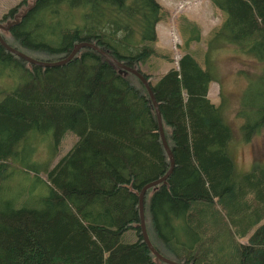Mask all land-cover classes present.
Wrapping results in <instances>:
<instances>
[{
    "label": "trees",
    "instance_id": "1",
    "mask_svg": "<svg viewBox=\"0 0 264 264\" xmlns=\"http://www.w3.org/2000/svg\"><path fill=\"white\" fill-rule=\"evenodd\" d=\"M208 1L224 18L201 60L185 52L153 82L138 65L155 52L164 13L155 0H30L0 37L41 61L89 42L141 73L173 159L166 179L143 194L150 244L181 264H264V162L238 174L224 118L234 92L239 141L248 144L264 129V0ZM220 46L254 67L234 71L215 105L207 91L211 82L222 86ZM0 76L11 80L0 90V264H167L155 259L139 227L138 192L169 165L141 80L87 47L44 68L0 45ZM32 132L50 134L52 155L66 132L76 139L52 166L31 171L44 193L26 197L21 188L6 196L14 189L7 185L12 165L34 169Z\"/></svg>",
    "mask_w": 264,
    "mask_h": 264
},
{
    "label": "rangeland",
    "instance_id": "2",
    "mask_svg": "<svg viewBox=\"0 0 264 264\" xmlns=\"http://www.w3.org/2000/svg\"><path fill=\"white\" fill-rule=\"evenodd\" d=\"M155 1L160 5L164 12L162 18L155 24L156 38L151 45L155 52L145 63L138 65L142 72L152 76L150 77L152 82L168 69L175 68L179 57L185 52L193 50L196 55L193 53L192 55L201 60V55L203 56L207 49V47H205V40L210 36L213 29L218 27L224 18V14L221 10L212 6L208 0ZM29 3L30 0H0V21L2 15L12 7H19L18 9L21 13ZM193 25L195 26L194 28ZM196 34L197 38H195ZM190 36L193 38L187 40ZM186 40L188 43H186ZM219 58L220 60L217 67L222 86H220V84L218 85L216 82H211L207 91L209 100L215 105L219 103V100L221 101L219 95L220 87L221 90L225 92L233 85L231 74H233L234 71H237L238 69L246 70V68L254 67L252 63L249 64L246 58L235 55L229 46H222L219 49ZM227 58H231L232 61H227ZM215 71L218 73L216 68ZM227 76H230V80ZM10 85L11 80L0 76V90L7 89ZM226 94L228 93H224L223 95ZM234 94L235 93L233 92V97L228 107L224 108L228 112V115H225L224 118L231 127H229L230 130L232 129V138L229 142L228 149L234 160V169L240 172L238 174H242L245 171H248L253 160L264 162V129L260 131L259 135L252 137L248 144L239 141L240 133L238 131V125L241 121L233 118L234 110L237 106V101L234 100ZM75 139L76 137L73 133L66 132L61 137L58 146L52 155L53 149L50 134L32 132L27 143L34 148L30 157V162L33 164L34 169H28L23 163L18 161L17 164L19 165H12L10 168L12 174L8 178L9 182L7 185L8 187L13 186L14 189L8 191L6 196L15 197L21 188H26L27 192H29L26 197H36L39 192L44 193L45 189L43 184H40V182L36 180V177L33 176L31 171H36V168H42L47 161L48 167L52 166L58 158L66 153ZM26 152L27 151H24L23 153ZM21 169L29 170L30 172L28 174L21 173ZM40 174L43 177V174ZM35 189L37 191H34ZM18 204L19 202H17V205ZM244 241L245 238H242L241 242Z\"/></svg>",
    "mask_w": 264,
    "mask_h": 264
},
{
    "label": "water",
    "instance_id": "3",
    "mask_svg": "<svg viewBox=\"0 0 264 264\" xmlns=\"http://www.w3.org/2000/svg\"><path fill=\"white\" fill-rule=\"evenodd\" d=\"M29 8V6H28ZM26 8V9H28ZM23 14V11L17 15V17H15L13 20L7 21L5 22L4 25L0 24V28L3 30H6L11 24L16 23V20L18 19V17H21ZM0 45L7 51L15 54L16 56H18L19 58L27 61L29 64L31 65H35V66H40V67H54V66H58L61 64H64L66 61H68L75 53L76 51H78L80 48L82 47H87V48H92L95 51H97L99 54H101L103 57H105L107 60H109L110 62H112L113 64H115L119 70H126L132 74H134L135 76H137L141 82L144 84V87L149 95V97L151 98L152 101V106L154 108L155 111V115H156V121H157V131L161 140V144L167 154L168 160H169V165H168V169L166 170V172L160 176L159 178L152 180L150 182H147L146 184H144L139 192H138V211H139V227H140V233H141V237L142 240L144 241V243L146 244L147 248L151 251V253L154 255L155 259L157 260H161L167 264H181L172 260H169L167 258H164L163 256H161L154 248L153 246L150 244L146 231H145V227H144V222H143V214H142V199H143V194L145 192L146 189L153 187L155 185H157L158 183L164 181L166 179V177L169 175L172 165H173V159H172V155L170 152V149L168 148L164 136H163V132H162V128H161V122H160V118H159V114H158V109L157 106L155 104L154 99L152 98V94L150 92V88L145 80V78L141 75V73H139L138 71L134 70L133 68H130L129 66L120 63L118 61H116L115 59H113L111 56H109L107 53H105L104 51H102L101 49H99L98 47H96L95 45L89 43V42H76L72 45V48L70 49V51L68 52V54H66V56H64L63 58H60L57 61H41V60H37V59H33L25 54H23L22 52L8 46L0 37Z\"/></svg>",
    "mask_w": 264,
    "mask_h": 264
}]
</instances>
